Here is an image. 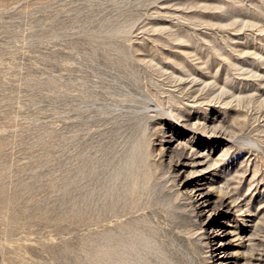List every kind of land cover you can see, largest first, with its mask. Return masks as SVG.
Returning <instances> with one entry per match:
<instances>
[{"label":"rangeland","instance_id":"1","mask_svg":"<svg viewBox=\"0 0 264 264\" xmlns=\"http://www.w3.org/2000/svg\"><path fill=\"white\" fill-rule=\"evenodd\" d=\"M202 175L212 205L249 198L213 222L227 242L191 212ZM247 261L264 264V0H0V264Z\"/></svg>","mask_w":264,"mask_h":264},{"label":"bare ground","instance_id":"2","mask_svg":"<svg viewBox=\"0 0 264 264\" xmlns=\"http://www.w3.org/2000/svg\"><path fill=\"white\" fill-rule=\"evenodd\" d=\"M185 33V32H184ZM172 34V33H171ZM173 35V34H172ZM135 54V53H134ZM137 54V53H136ZM136 56V55H135ZM184 58V57H183ZM133 59H135V58H133ZM137 59V58H136ZM155 59V58H154ZM161 59V58H160ZM143 60V59H142ZM150 60H151V58H150ZM174 60V59H173ZM185 60H186V57H185ZM137 61H138V59H137ZM142 62V61H141ZM148 62V61H147ZM177 63H179V62H177ZM143 64V63H142ZM173 64V63H172ZM179 64H181L182 66H187L188 64H186L185 62H183V61H181ZM131 65V64H130ZM148 65V64H147ZM155 65V64H154ZM233 65V64H232ZM125 66H127V65H125ZM133 66H134V64H133ZM193 66V65H192ZM144 67V66H143ZM158 67V66H157ZM176 67V66H175ZM197 67V66H196ZM160 68V67H159ZM188 68H191V66L190 67H188ZM145 69H146V67H145ZM156 69V68H155ZM174 69H176V68H174ZM199 69V68H198ZM142 70V72H143V69H141ZM157 70V69H156ZM179 70H180V68H179ZM197 70V69H196ZM152 71H153V69H152ZM158 71V70H157ZM163 71V70H162ZM171 71V70H170ZM169 71V72H170ZM182 71V70H181ZM194 71V70H193ZM198 71V70H197ZM136 72V71H135ZM141 72V73H142ZM180 72V71H179ZM148 73V72H147ZM152 73V72H151ZM157 73H160V72H157ZM165 72H163V74H164ZM172 73V72H171ZM185 73V71L183 72V74ZM143 74H145V72L143 73ZM149 74V73H148ZM168 74V73H167ZM174 74V73H173ZM172 74V75H173ZM140 75V74H139ZM146 75V74H145ZM145 75H144V77H145ZM150 75V74H149ZM149 75H147V76H149ZM162 75V74H161ZM169 75V74H168ZM172 75H170V76H172ZM179 75V74H178ZM208 75V74H207ZM138 76V75H137ZM151 76H153V75H151ZM177 76V75H176ZM182 76V75H181ZM200 76V75H199ZM187 77V76H186ZM147 78H149V77H147ZM166 78H168V77H166ZM171 78V77H170ZM180 78V77H179ZM183 78V77H182ZM142 79V78H141ZM156 79V78H155ZM177 79V78H176ZM206 79V78H205ZM204 79V80H205ZM148 80V79H147ZM194 80V79H193ZM150 81V80H149ZM155 81V80H154ZM169 81H170V79H169ZM172 81V80H171ZM178 81L179 80H177V82H176V84H178ZM181 81V80H180ZM179 81V82H180ZM195 81V80H194ZM223 81H224V79H223ZM182 82H183V80H182ZM207 82V81H206ZM136 83V82H135ZM139 83V82H138ZM150 83V82H149ZM152 83V82H151ZM173 83V82H172ZM181 83V82H180ZM179 83V84H180ZM175 84V83H174ZM138 85V84H137ZM141 85V84H140ZM142 85H143V83H142ZM155 85V84H154ZM145 86H146V84H145ZM149 86H150V84H149ZM181 86V85H180ZM187 86V85H186ZM220 86H222V85H220ZM219 86V87H220ZM153 87V86H152ZM155 87V86H154ZM159 87H161L160 85H159ZM183 87V86H182ZM185 87V86H184ZM204 87V86H203ZM140 88V87H139ZM138 88V89H139ZM145 88V87H144ZM158 88V87H157ZM178 88V87H177ZM181 88V87H180ZM179 88V89H180ZM186 88V87H185ZM142 89V88H141ZM147 89V88H146ZM182 89V88H181ZM181 89H180V91H181ZM220 89V88H219ZM226 89V88H225ZM166 91H167V89H165ZM188 90V89H187ZM217 90V89H216ZM152 91V90H151ZM179 91V90H178ZM228 91H230V90H228ZM145 92V91H144ZM188 92H190V91H188ZM159 93V92H158ZM167 93V92H166ZM165 93V94H166ZM175 93V92H174ZM178 93V92H177ZM180 93V92H179ZM182 93V92H181ZM187 93V92H186ZM191 93V92H190ZM230 94V93H229ZM144 95V94H143ZM163 95V94H162ZM185 95V94H184ZM192 95V94H191ZM161 96V95H160ZM170 96V95H169ZM193 96H194V94H193ZM192 96V97H193ZM165 97V96H164ZM168 97V96H167ZM196 97V96H195ZM194 97V98H195ZM132 98V97H131ZM179 98V97H178ZM190 98H191V96H190ZM197 98V97H196ZM150 99V98H149ZM151 99H152V97H151ZM167 99V98H166ZM139 100V99H138ZM156 100V99H155ZM177 100V99H176ZM147 101V100H146ZM145 101V102H146ZM152 101V100H151ZM157 101V100H156ZM155 101V102H156ZM167 101V100H166ZM199 101V100H198ZM169 102V101H168ZM177 102V101H176ZM229 102V101H228ZM161 103H162V101H160L159 100V104L161 105ZM153 104V103H152ZM144 105V104H143ZM146 105V104H145ZM151 105V104H150ZM133 106V105H132ZM139 106V105H138ZM154 106H156L155 104H154ZM134 107V106H133ZM157 107V106H156ZM166 107V106H165ZM180 108V107H179ZM145 109V108H144ZM167 109V108H166ZM165 109V110H166ZM169 109V108H168ZM171 109V108H170ZM143 110V109H142ZM141 110V111H142ZM175 109H173V111H174ZM134 111H135V109H134ZM137 111V110H136ZM158 111V110H157ZM172 111V112H173ZM144 112V111H143ZM149 112V111H148ZM160 112H161V110H160ZM167 112V111H166ZM180 112V111H179ZM145 113V112H144ZM147 113V112H146ZM163 113V112H162ZM158 114V113H157ZM159 114H161V113H159ZM176 115V114H175ZM179 115V114H178ZM182 115V114H181ZM141 117V116H140ZM147 117V116H146ZM148 118H150L149 117V115H148ZM141 119V118H140ZM142 119H143V116H142ZM146 119V118H145ZM151 119H152V117H151ZM153 120V119H152ZM140 121V120H139ZM148 121V120H147ZM163 121V120H162ZM146 122V121H145ZM159 122V121H158ZM202 122V121H201ZM140 123V122H139ZM204 123V122H203ZM191 124V123H190ZM198 124V123H197ZM206 124V123H205ZM203 125V126H201V128L202 129H206V125ZM141 125V124H140ZM158 125V124H157ZM193 125H195V123L193 124ZM199 125V124H198ZM198 125H197V127H198ZM210 125V124H209ZM217 125V124H216ZM142 126V125H141ZM140 126V127H141ZM150 126V125H149ZM218 126V125H217ZM160 127V126H159ZM158 127V128H159ZM163 127V126H162ZM160 128L159 129V131H161V132H167V130L166 131H163V128ZM216 127V126H215ZM219 127V126H218ZM137 128H138V126H137ZM147 128H148V125H145L144 126V128H143V131H142V134H141V137H139L137 140H136V142H135V148L137 149V150H139V152H141V153H150L151 152V149H152V151L154 152V150H156L155 148H152V146H148V148H146V146L149 144V142L147 143V140H148V136H149V134L147 133ZM139 129V128H138ZM204 129V130H205ZM207 129H209V128H207ZM221 129V128H220ZM178 130V129H177ZM177 130H175V129H173L172 128V130H171V134H170V137L172 138V137H175V132H178L179 133V130L177 131ZM211 130H213L214 132H216L217 131V129H216V131L214 130V129H211ZM210 130V131H211ZM138 131H140V129L138 130ZM219 131H221V130H219ZM159 133V132H158ZM164 134V133H163ZM159 135V134H158ZM162 135V134H161ZM137 136V135H136ZM164 136V135H163ZM163 136H162V138H163ZM151 141H152V139H151ZM147 143V144H146ZM193 145V144H192ZM206 145H209V148L206 150L205 148H207V146H205V148H204V150H206V153L204 154V156L206 155V156H210L211 155V153L212 152H214L215 150H217V148H215L214 149V146L215 145H210V144H206ZM134 148V147H133ZM228 148V147H227ZM223 149L222 150V153H221V156L219 157V158H211L212 160H210L209 162H211V164H215V163H217V162H219V160H221L222 159V157H223V155H225V154H227L228 153V149ZM160 149V148H159ZM165 149H166V147L164 146L163 147V142L161 143V154L163 153V151H165ZM200 151H202V150H200ZM152 152V153H153ZM159 153V154H160ZM185 153V152H184ZM160 154V155H161ZM180 154V153H179ZM181 154H182V152H181ZM180 154V155H181ZM153 155H154V153H153ZM156 155H158V154H156ZM203 155V154H202ZM162 156V155H161ZM188 156V155H187ZM206 156H205V158H206ZM191 157V156H190ZM144 159V158H143ZM173 159V158H172ZM169 160L170 162L171 161H173V160ZM179 159H181L180 157H179ZM203 159V158H202ZM202 159H200V160H202ZM161 160V159H160ZM200 160H192V161H199V163H201V162H203L204 160H202V161H200ZM206 160V159H205ZM207 160H208V158H207ZM177 161V160H176ZM179 161V160H178ZM186 161V160H185ZM189 161H191V160H189ZM174 162V161H173ZM188 162V161H187ZM150 163V162H149ZM194 163H196L197 164V162H194ZM198 163V164H199ZM171 164H172V162H171ZM170 164V165H171ZM179 163H177L176 165H178ZM176 165L174 166L175 167V170L178 168H176ZM184 165V164H183ZM215 165H217V164H215ZM213 166V165H212ZM170 167H172V166H170ZM206 167H207V165H206ZM208 167H210V166H208ZM217 167V166H216ZM180 169V168H179ZM179 169L177 170V171H179ZM217 170V169H216ZM174 171V170H173ZM181 171H182V169H181ZM180 171V172H181ZM195 171V170H194ZM197 171V170H196ZM215 171V170H214ZM176 173V172H175ZM194 173V172H193ZM192 173V174H193ZM180 175V174H179ZM208 175V174H207ZM176 176H177V174H176ZM176 176H175V178H176ZM173 177V176H172ZM219 177H217V179H218ZM213 179V178H212ZM210 180L209 179V177L208 176H206V175H202V176H199L196 180H194L193 182V184H192V186L190 187L191 188V192H190V194H188L187 196H186V198L187 197H189V199H190V201H191V203L190 204H192V209H193V211H191L192 213L194 212L195 213V215H196V217H198L199 218V220H200V223H201V227H204V229H205V233L204 234H206V238H208L209 240H211V241H214V240H218V241H224V242H227L228 240H227V238H226V236H228V235H232V231L233 230H231V229H228L225 225H220V226H216L215 228H214V226H213V222L215 221H217V216H219L220 214H223L224 215V213L225 214H227V212H230V209H232V207H236V209L235 210H242V209H244V206L245 207H247L248 209L247 210H249V198H244L243 200L245 201V203L244 204H242V203H240V202H238V203H236V197H234L235 199H231V200H227V199H224V197H218L217 199H218V202H216V203H214L213 205L210 203V198H211V190L210 189H207V188H205V185L204 184H206V182H208L209 181V183H210V185H213V187H215L214 185H215V183H216V181H214V180ZM214 179H216V178H214ZM220 180H221V177H220ZM184 181V180H183ZM226 181V180H225ZM229 181V180H228ZM229 183V182H228ZM223 184H225V183H223ZM226 185H227V183H226ZM211 187V186H210ZM218 187V186H217ZM228 187V186H227ZM224 188L225 187H222V186H220L219 187V189L222 191V190H224ZM226 190H228L227 188H226ZM230 190V189H229ZM225 192V191H224ZM228 192H230V191H228ZM228 192H227V194H228ZM186 194V193H185ZM184 194V195H185ZM225 195V194H224ZM204 196V197H203ZM238 198V197H237ZM250 199H251V197H250ZM239 200V199H238ZM215 202V201H214ZM205 205H207V206H209L210 208L209 209H211V212L210 213H208V218L209 217H211V221H208V218H205V216L203 215V210H204V207L203 206H205ZM244 211V210H243ZM196 220V219H195ZM198 220V221H199ZM245 220V219H244ZM254 225H256V224H254ZM252 227H253V225H252ZM251 227V228H252ZM255 227V226H254ZM198 228V227H197ZM235 231V230H234ZM245 231H242L239 227H238V230L236 231V235H237V237L240 239V238H244L243 236H242V233H244ZM199 236V235H198ZM222 236H225V237H222ZM237 238V239H238ZM203 241V240H202ZM204 242H205V240H204ZM241 242H242V239H241ZM223 243V242H222ZM238 244V243H237ZM240 245H241V243H240ZM250 245V244H249ZM249 245H247V246H249ZM241 246H245V240H244V243H242V245ZM250 247H252V246H250ZM239 251V250H238ZM250 252V251H249ZM249 256V255H248ZM259 258V257H258ZM258 258H256V260L259 262V261H261V260H259ZM249 259V258H248ZM252 259V258H251ZM251 259H250V261H251ZM260 259H262V258H260ZM255 260V259H254ZM245 261V260H244ZM248 263H244V264H249L250 262L249 261H247ZM253 262V261H252ZM255 264V263H254ZM256 264H258V263H256ZM259 264H261V263H259Z\"/></svg>","mask_w":264,"mask_h":264}]
</instances>
